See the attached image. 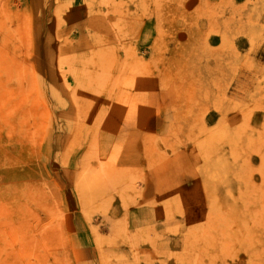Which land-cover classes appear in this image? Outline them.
Listing matches in <instances>:
<instances>
[{
    "label": "rangeland",
    "instance_id": "obj_1",
    "mask_svg": "<svg viewBox=\"0 0 264 264\" xmlns=\"http://www.w3.org/2000/svg\"><path fill=\"white\" fill-rule=\"evenodd\" d=\"M0 69V264H264V0H0Z\"/></svg>",
    "mask_w": 264,
    "mask_h": 264
},
{
    "label": "crops",
    "instance_id": "obj_2",
    "mask_svg": "<svg viewBox=\"0 0 264 264\" xmlns=\"http://www.w3.org/2000/svg\"><path fill=\"white\" fill-rule=\"evenodd\" d=\"M225 17H227V16H224L223 17L224 19L221 18V20H220V29H221L220 34L217 35V34L210 33L206 37L205 40L209 46L216 45L217 43L223 44V45L225 43H227V40H228L227 23H226L227 18H225ZM147 23H148V20L147 21L144 20L141 22V26H140V35L143 39H145L146 43L150 41L149 32L146 29ZM236 26H238V21H236ZM225 28H226V33L224 36ZM223 37H225V38H223ZM231 42L234 43V48H231L232 50L230 49L228 51L223 50L225 55H224V57H222L223 59L226 58V60H230V67L226 66V68L224 70V64L221 63L223 69L221 70L220 77L222 79H226V81L228 79H230V81L232 82L231 84H233V87H231V94H232L231 97L235 96L236 99H239V98H241V95H243L241 90L245 84V81L248 80V82H249V76H252V74L255 72V70H252L253 72L252 71H247V72L244 71L243 58H244V50H245V40H244L243 36L236 35L235 38L231 39ZM230 52H232V53H230ZM257 59H259V57ZM257 59H255V60H257ZM257 61L259 62V65H260L261 60L259 59ZM226 64H227V62H226ZM258 70H259V68H258ZM256 74H259V71H257ZM232 89H233V91H232ZM151 117L152 116L147 117L146 124H148V125H150V123H152L153 125L155 123L165 124L167 122L166 121L167 117L164 115L163 116L156 115V116H153L152 118ZM248 120H249L250 124L258 125L259 129H260L261 124L264 125V111L263 110L262 111H259V110L253 111L251 113V115L249 116ZM160 128L162 129V126H160ZM161 134H164V133H161ZM160 170H161L162 174L165 171L163 166H161V167H159V169H157V171H159V172H160ZM158 178H163L162 182H164V183L162 185L167 183V181H164V176L161 177L158 174Z\"/></svg>",
    "mask_w": 264,
    "mask_h": 264
},
{
    "label": "bare ground",
    "instance_id": "obj_3",
    "mask_svg": "<svg viewBox=\"0 0 264 264\" xmlns=\"http://www.w3.org/2000/svg\"><path fill=\"white\" fill-rule=\"evenodd\" d=\"M2 37H4V36H2ZM1 39H3V38H1ZM5 39H6V37H5ZM4 41H5V40H4ZM4 55H5V54H3V57H4ZM5 57H6V56H5ZM5 57H4V58H5ZM6 59H8V58L6 57ZM10 59H11V58H10ZM10 59H9V60H10ZM6 61H8V60H6ZM0 71L3 72V70H1V69H0ZM1 74H3V73H1ZM4 75H5V74H4Z\"/></svg>",
    "mask_w": 264,
    "mask_h": 264
}]
</instances>
